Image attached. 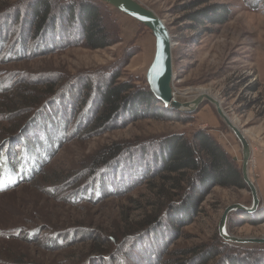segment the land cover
<instances>
[{"label": "rangeland", "instance_id": "1", "mask_svg": "<svg viewBox=\"0 0 264 264\" xmlns=\"http://www.w3.org/2000/svg\"><path fill=\"white\" fill-rule=\"evenodd\" d=\"M32 1L35 2L0 0L1 21L16 13L20 15L17 21L0 24L1 35L8 36L5 47L0 50V80L6 82L0 84V141L16 135L33 113L28 108L20 110L24 94L31 96L34 90H46L50 85L53 91L61 94L67 86L80 89L78 93H83L76 103L78 109L73 117L76 120L91 95L93 98V92L97 93L99 83L103 81L107 85L114 81L143 86L146 70L153 60L155 43L151 30L112 5H105L100 11L105 14L108 25L117 28V40L111 45L93 49L82 42L64 46L54 42L56 48H51L47 41L40 43L33 55L20 56L17 39L29 23L30 15L26 9ZM72 1L79 0H69ZM135 1L159 16L169 31L173 42L171 90L175 100L191 102L202 93L213 97L223 113L246 136L251 150L248 175L256 187L260 204L256 213H230L226 230L227 234L239 238L264 237V220H261L264 212H260L264 203L258 193L264 186V3L261 7L251 8L246 0ZM221 4L230 11L220 23L213 24L211 20L196 23L189 19L191 12ZM112 36L109 41L115 35ZM33 40L28 43L31 49L34 46L31 43L38 45ZM41 45L47 47L45 51H41ZM113 74L117 75L112 80ZM43 99L38 103L41 104ZM67 104L70 110L69 98ZM146 112L149 116L125 117L109 129L88 130L72 138L68 131L65 138L59 136L64 143L52 158H42L30 148L27 155L39 165L35 175L29 176L21 170L31 161L21 155L20 147L19 168L24 179L0 191V264L105 263L108 255L129 236L130 225L158 210L165 199L160 192L165 184L151 172L144 180L136 179L131 188L122 190L123 194L106 193L101 200L95 201L75 198L88 180L84 170L105 147L115 143L124 148L143 146L146 141L168 133L179 132L190 138L193 131L202 130L212 135L241 167L240 143L209 101L203 99L187 114L176 115L163 108ZM36 138L39 139V132L30 139ZM2 172L0 170V175L4 176ZM8 180L16 183L19 174ZM251 201L247 186L242 189L213 186L193 211L195 216L190 217V222L175 225L172 237L165 238L166 242L158 251V261H154L155 257L148 259L145 256L144 261L137 263L127 261L120 248L122 254L118 253L116 264L121 259L127 264H174L182 259L187 264H225L218 262L221 254L207 263L202 257L196 258V253L200 247H213L214 243L216 246L218 237L223 239L218 224L228 205L249 206ZM254 245L260 246H242ZM96 246L101 247L102 252ZM132 249L138 258L143 257L136 246ZM255 256V251L251 250L249 258Z\"/></svg>", "mask_w": 264, "mask_h": 264}, {"label": "trees", "instance_id": "2", "mask_svg": "<svg viewBox=\"0 0 264 264\" xmlns=\"http://www.w3.org/2000/svg\"><path fill=\"white\" fill-rule=\"evenodd\" d=\"M52 1L35 0L28 6V10L26 9L30 15L29 23L27 22L26 30L21 31L17 39L20 56L33 55V52L38 51L40 43L45 44L44 42L47 41L50 42L51 48H56L54 42L63 44V46L68 43L82 42L96 49L109 46L117 40V28L113 24L108 25L105 14L101 13L105 5H111L102 0L72 2L62 0L59 3ZM246 2L249 3V7L258 8L262 6L264 0H246ZM229 11L224 4L208 5L191 12L188 16L196 23L211 20V23L215 24L225 20ZM19 16V13H16L14 17H7L6 21L0 20V24L17 21ZM1 34L0 50L5 47L6 37H8ZM111 35L115 36H112L113 40L109 41ZM31 40L38 43V45L31 43L32 46L34 45L32 49L28 47ZM42 47L41 51L47 48L44 45ZM116 75L113 74L112 80ZM145 82L143 86L135 84L134 86L131 83L117 84L114 81L106 85V82L102 81L96 89L97 93L93 92V98L91 95L89 103L76 120H73L74 113L78 109L76 103L83 93H78L80 89L67 86L61 94L53 91L50 85L46 90H34L31 96L25 95L24 92L22 98L24 103L20 110L28 108L27 110L33 113L26 119L22 125L23 128L16 135L4 137L0 141V170L4 175H0V191L19 184L24 179L20 173L21 170L29 176L37 173L39 165L27 155L30 148L42 158H52V155L64 143L59 136L65 138V133L68 131L72 138L88 130L109 129L115 122H122L125 117L137 119L149 116L150 113L146 111L155 108H163L176 115L187 114L163 106L150 90L147 81ZM2 83L6 82L0 80V84ZM68 98L70 99V110H68V104L65 105ZM72 98L75 99L74 102ZM42 99L43 102L39 104ZM37 132H39V139L31 141L30 138L35 137ZM20 147L21 155L31 161L24 170L19 168ZM84 172L88 180L76 193V199L95 201L101 200L106 193L123 194L122 190L131 188L136 179L144 180L146 174L150 172L166 185H163L160 191L165 199L158 210L155 213H149L142 221L131 224V232L127 239L119 243L117 250L112 249L113 254L108 255L106 262L100 264H116L115 259L119 258L120 248L123 249V254L121 252L119 254H122L127 261L135 260V263L144 261V256L148 259L155 257L154 261H158V251L166 242L165 238L172 237L175 225H180V223L185 225L190 222V217L195 216L192 215L193 211L213 186L239 189L247 186L242 178V168L237 165L235 159L220 147L212 135L202 130L193 131L190 138L179 132L162 134V136L146 141L143 146L131 148H124L119 143H115L103 148ZM131 173L135 176L133 177ZM17 174H19V180L16 183H10L8 177L12 178ZM71 199L75 202L74 198ZM260 212H264V206ZM261 220L263 221L264 218ZM133 244L138 249L137 252L140 251L143 254L142 258H138L135 251L133 253L132 248L135 247ZM214 245L215 243L213 247H200L196 258L202 257V261L206 260L207 263H211L214 257L221 254L218 262L224 261L225 264H264V244L243 247L218 237L216 246L219 245V247ZM97 246L96 249L101 251V247ZM139 246L141 249L138 248ZM251 250L256 253L254 258H249ZM118 264L127 263L121 259ZM174 264L187 263L182 259Z\"/></svg>", "mask_w": 264, "mask_h": 264}, {"label": "water", "instance_id": "3", "mask_svg": "<svg viewBox=\"0 0 264 264\" xmlns=\"http://www.w3.org/2000/svg\"><path fill=\"white\" fill-rule=\"evenodd\" d=\"M108 5H112L115 9L123 14H127L137 20L140 24L148 27L152 35L154 36L155 51L152 57V61L146 70V81L149 85L150 90L154 96L163 102L165 107H169L174 110H180L183 112H192L198 104L203 100H207L214 104L219 117L226 123L231 129L232 133L236 136L240 143L242 151V178L246 183L252 201L249 206L242 204L228 205L218 224V230L220 236L225 241H230L235 244H264V237H244L239 238L230 234H227L226 225L229 219V215L233 211L244 212L247 214L254 213L260 204V198H258L257 190L254 183L250 180L248 175V166L251 150L249 149V143L245 135L239 131L237 126L229 120V118L221 110L220 104L213 97L209 95H199L191 102L180 103L175 100L173 92L171 90V81L173 80L172 74V46L171 38L167 27L164 25L163 20L157 16L150 9L141 6L135 0H102Z\"/></svg>", "mask_w": 264, "mask_h": 264}, {"label": "crops", "instance_id": "4", "mask_svg": "<svg viewBox=\"0 0 264 264\" xmlns=\"http://www.w3.org/2000/svg\"><path fill=\"white\" fill-rule=\"evenodd\" d=\"M264 186H262L261 187V190H258V193L260 192V194H261V201L264 203V188H263Z\"/></svg>", "mask_w": 264, "mask_h": 264}, {"label": "bare ground", "instance_id": "5", "mask_svg": "<svg viewBox=\"0 0 264 264\" xmlns=\"http://www.w3.org/2000/svg\"><path fill=\"white\" fill-rule=\"evenodd\" d=\"M200 95H207V94L202 93V94H200Z\"/></svg>", "mask_w": 264, "mask_h": 264}]
</instances>
